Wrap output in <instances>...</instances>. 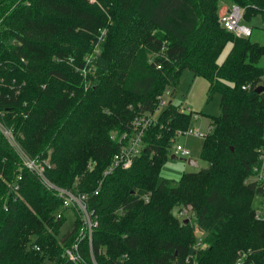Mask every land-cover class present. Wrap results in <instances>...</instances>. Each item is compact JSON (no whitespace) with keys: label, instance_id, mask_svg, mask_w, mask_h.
Returning <instances> with one entry per match:
<instances>
[{"label":"trees","instance_id":"trees-1","mask_svg":"<svg viewBox=\"0 0 264 264\" xmlns=\"http://www.w3.org/2000/svg\"><path fill=\"white\" fill-rule=\"evenodd\" d=\"M222 1L239 6L243 20L264 17V0H0V121L29 156L49 151L50 182L86 194L98 218L92 244L100 264H181L194 251L195 229L204 241L198 264H232L238 249L264 264L259 191L245 183L264 137V89H255L264 86V43L252 38L253 27L246 37L224 29ZM101 29L88 84L78 68ZM184 70L207 80L220 111L209 115L201 143L206 167L173 185L158 178L175 131L191 125L194 111L173 102ZM167 88L169 102L147 128L140 155L104 175L120 148L110 134L130 133L132 118L152 111ZM61 204L0 131V264H74L60 256L76 235L72 226L58 237ZM188 204L194 224L177 216Z\"/></svg>","mask_w":264,"mask_h":264},{"label":"built area","instance_id":"built-area-1","mask_svg":"<svg viewBox=\"0 0 264 264\" xmlns=\"http://www.w3.org/2000/svg\"><path fill=\"white\" fill-rule=\"evenodd\" d=\"M243 12L242 9L236 4L229 3L222 15L220 16V24L227 31L232 32L236 37H246L250 36L252 32V28L243 22ZM100 35L97 41L93 45V50L84 57L85 66L82 68H78L84 78H87V83L91 84L92 81L87 76V72L92 69L89 67L90 62L93 58L99 54L100 52V44L104 41L105 37V29L100 30ZM152 61V58L150 59ZM156 67H160V64H156ZM77 69V70H78ZM94 68L92 69V71ZM262 81L264 82V76L262 77ZM260 82V84L262 83ZM86 83V84H87ZM249 87L248 84L245 86H241L242 89ZM171 91L169 88L164 90V93L157 96V103L155 104V108L152 111H145L136 115L132 118L131 122V131L122 132L117 134L116 131L110 134L111 138H117V141L120 143V148L111 159V163L106 167L103 174H109L114 169V167H119L121 169H127L132 164V161L135 157L139 156L141 153V149L143 148L144 142V134L147 128L155 123V119L157 118L158 112H160L169 102ZM185 111L191 110L189 106L181 107L180 109ZM194 119H198L199 115L192 114L191 116ZM211 124L207 125L206 130L200 131L198 127H193L189 125L186 129H177L175 131V136L178 138L179 136L186 135H194L196 137L204 138L206 134L210 131ZM0 131L6 137L7 141L12 145L15 149L17 155L20 157L22 164L30 171H33L38 175L40 182L45 185L48 189L54 190V193L57 197L62 200L61 209L55 211L54 215L56 218H60L64 215V212L67 209H71L73 211V219L70 227H75L76 235L68 243V245H64L60 256L74 264H100L96 255L94 254L93 244H92V234L95 228L98 226V218L97 215L94 214L92 209H88V201L86 199L85 193L74 192L71 188H63L50 182L46 177V169L51 168L52 163L50 162L49 151L47 153L48 157L40 159L39 157H31L29 156L21 146V143L16 139L13 129L6 124L1 123L0 121ZM264 134V133H263ZM171 151L174 154H178L180 156H187L190 151L182 146L179 143H175V141L171 144ZM259 152V165L253 167L252 172L245 179V183H253L254 186L258 189L259 193H257L255 197V219L264 221V137L262 145L258 148ZM90 168V164L87 166ZM76 178V177H75ZM17 179H21V175L17 176ZM77 179V178H76ZM13 186V190L17 191L19 186L16 182L11 183ZM97 189L94 193H97ZM145 200H148V194L143 195ZM192 211L191 206L188 204L187 206L181 207L177 211V215H180V219H185L188 216V213ZM65 216V215H64ZM189 218V217H188ZM69 227V228H70ZM86 241L88 244V253L87 255H83L82 252V243ZM28 246L32 249L38 251L40 250V246L36 245L33 240L28 242ZM204 246V241L202 235H196L195 242L193 244V252L184 256V259L181 264H198L196 260V252L198 249ZM251 250L249 249H238L236 252V258L232 264H256L255 261L251 258ZM104 250L100 249L99 254H103ZM125 255H122L120 259L124 258ZM44 264H59L56 260L45 259ZM178 264V263H176Z\"/></svg>","mask_w":264,"mask_h":264},{"label":"rangeland","instance_id":"rangeland-1","mask_svg":"<svg viewBox=\"0 0 264 264\" xmlns=\"http://www.w3.org/2000/svg\"><path fill=\"white\" fill-rule=\"evenodd\" d=\"M223 3H229V1H222L219 8V14L222 15L225 8H223ZM245 24L254 28V33L252 38L260 43H264V17L258 14L251 21L244 20ZM229 49L227 46L219 56V61L225 56ZM180 83L177 88V93L173 97V102L179 104L181 107L189 106V108L194 111L192 114L200 115V119H194L191 117V126L198 127L200 131H204L207 128V125L210 123L209 115H216L219 113L220 108L218 105L219 94L215 93L209 97L207 90L208 82L203 76H195L190 71L184 70L180 75ZM170 99V98H169ZM164 109V108H163ZM183 110V108H182ZM159 113V112H158ZM2 123V122H1ZM203 138L196 137L194 135L179 136L175 143H179L190 151L187 156H180L177 154V158H172L169 156L165 162L161 165L159 178L158 180L165 179L171 184L175 185L178 181V178L182 173L187 171H199L202 168L206 167L207 163L200 158V150ZM173 153V152H172ZM187 158H192L195 160L196 165H192L186 162ZM188 213L189 219L194 224V213L189 210ZM173 212L176 215V208L174 207ZM66 217L65 222L60 228V234L58 235L61 238L64 233L68 231L73 219V211L67 209L64 212ZM180 219V215H177ZM201 235L198 233V230L195 229V236Z\"/></svg>","mask_w":264,"mask_h":264},{"label":"water","instance_id":"water-1","mask_svg":"<svg viewBox=\"0 0 264 264\" xmlns=\"http://www.w3.org/2000/svg\"><path fill=\"white\" fill-rule=\"evenodd\" d=\"M255 89H256V91L260 92L261 90L264 89V86H263V85H259V86H257ZM171 157H172V158H176V156H175L174 153L171 154ZM186 162H188V163H190V164H193V165L196 164V162H195L192 158H187ZM188 220H189V218H186V219L183 220V222H184V223H187Z\"/></svg>","mask_w":264,"mask_h":264},{"label":"crops","instance_id":"crops-1","mask_svg":"<svg viewBox=\"0 0 264 264\" xmlns=\"http://www.w3.org/2000/svg\"><path fill=\"white\" fill-rule=\"evenodd\" d=\"M228 4H229V3H227V4H226V3H223V6H222V7H223V8H226V6H227ZM224 10H225V9H224ZM199 116H200V115H199ZM198 119H200V118H198ZM200 148H201V147H200ZM200 148H199V150H200ZM200 152H201V151H200ZM193 160H194V159H193ZM194 161H195V160H194ZM187 163H188V162H187ZM189 164H190V163H189ZM192 165H193V164H192ZM195 165H196V164H195Z\"/></svg>","mask_w":264,"mask_h":264},{"label":"flooded vegetation","instance_id":"flooded-vegetation-1","mask_svg":"<svg viewBox=\"0 0 264 264\" xmlns=\"http://www.w3.org/2000/svg\"><path fill=\"white\" fill-rule=\"evenodd\" d=\"M144 147V146H143ZM176 158H177V154H175ZM182 157V156H181ZM186 219V218H185Z\"/></svg>","mask_w":264,"mask_h":264}]
</instances>
